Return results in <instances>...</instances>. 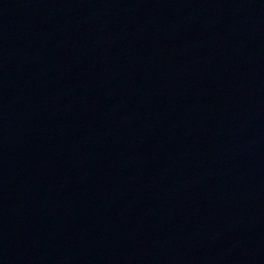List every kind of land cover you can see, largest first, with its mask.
Masks as SVG:
<instances>
[{
  "label": "water",
  "instance_id": "water-1",
  "mask_svg": "<svg viewBox=\"0 0 264 264\" xmlns=\"http://www.w3.org/2000/svg\"><path fill=\"white\" fill-rule=\"evenodd\" d=\"M0 264H264V0H0Z\"/></svg>",
  "mask_w": 264,
  "mask_h": 264
}]
</instances>
